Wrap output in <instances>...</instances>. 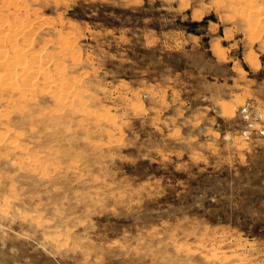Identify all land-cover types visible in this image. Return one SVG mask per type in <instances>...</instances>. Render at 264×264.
<instances>
[{
	"label": "rangeland",
	"instance_id": "374dc122",
	"mask_svg": "<svg viewBox=\"0 0 264 264\" xmlns=\"http://www.w3.org/2000/svg\"><path fill=\"white\" fill-rule=\"evenodd\" d=\"M263 9L0 0V264H264Z\"/></svg>",
	"mask_w": 264,
	"mask_h": 264
},
{
	"label": "bare ground",
	"instance_id": "6f19581e",
	"mask_svg": "<svg viewBox=\"0 0 264 264\" xmlns=\"http://www.w3.org/2000/svg\"><path fill=\"white\" fill-rule=\"evenodd\" d=\"M15 3H16V2H15ZM263 10H264V9H263ZM259 11H260V9H259ZM255 12H256V11H255ZM262 12H263V11H262ZM260 13H261V12H260ZM253 15H255V14H253ZM253 15H252V16H253ZM257 15H258V14H257ZM10 28H12V27L10 26ZM15 29H16V28H15ZM8 30H9V29H8ZM10 30L13 31V28L10 29ZM6 32H7V31H6ZM14 32H15V31H14ZM1 33H2V32H1ZM1 33H0V34H1ZM4 33H5V32H4ZM4 33H3V34H4ZM7 33H8V32H7ZM9 33H10V31H9ZM9 33H8V34H9ZM5 34H6V33H5ZM10 35H11V34H10ZM1 37H2V34H1ZM5 37H6V36H5ZM5 37H3V38H5ZM6 38H7V37H6ZM8 40H9L8 42L11 43L10 39H8ZM1 41H2V40H1V38H0V42H1ZM3 41H4V40H3ZM5 41H7V40H5ZM5 41H4V42H5ZM1 43H2V42H1ZM10 43H9V44H10ZM12 45H13V44H12ZM14 45L16 46V44H14ZM16 47H17V46H16ZM0 48H1V47H0ZM10 48H11V47H10ZM18 49L21 50L20 48H18ZM18 49H16V50L18 51ZM16 50H15V47H14V50H13V51L16 52ZM0 51H1V50H0ZM3 51H4V50H3ZM11 52H12V51H10V53H11ZM5 53H6V52H5ZM17 53H19V52H17ZM17 53H16V54L14 53L15 56L18 55ZM0 54H1V53H0ZM3 54H4V52H3ZM3 54H2V55H3ZM19 54H20V53H19ZM33 54H34V53H33ZM11 55H12V53H11ZM28 55H29V54H27V56H28ZM36 55H37V54H36ZM20 56H21V54H20ZM11 57H12V56H11ZM37 57H40V54H39L38 56H36V58H37ZM3 58H5V56H4ZM41 58H42V57H41ZM1 59H2V57H1ZM1 59H0V60H1ZM33 59H34V57H33ZM33 59L31 58V60H33ZM37 59H38V58H37ZM37 59H36L35 62H37ZM17 60H18V57H17ZM20 61H21V60H20ZM33 61H34V60H33ZM33 61H32V63H34ZM40 61H41V60H40ZM42 61H43V60H42ZM18 63H19V62H18ZM41 63H42V62H41ZM11 64H12V62H11ZM16 64H17V63H16ZM16 64H13V66L16 65ZM19 65H22V64H19ZM23 65H24V64H23ZM33 65H34V64H33ZM35 65L38 67L39 63H38V64H35ZM41 66H42V65H40V68H41ZM14 67H15V66H14ZM14 67L11 66V68H14ZM34 67H35V66H34ZM42 67H43V66H42ZM45 67H46V66H45ZM8 68H9V67H8ZM15 68H16V67H15ZM21 68H22V67H21ZM25 68H26V65H25ZM35 68H36V67H35ZM57 68H58V67H57ZM7 70H8V69H7ZM18 70H19V69H18ZM18 70H17V71H18ZM22 70H25V69H22ZM27 70H28V69L26 68L25 71H27ZM41 70H42V68H41ZM44 70H45V69H43L42 71H44ZM11 71H13V70L11 69ZM19 71H21V70H19ZM23 72H24V71H23ZM37 72H38V71H37ZM45 72H46V70H45L42 74H44ZM18 73H20V72H18ZM12 74L15 75V74H14V71H13ZM39 74H40V73H39ZM42 74H41V75H42ZM45 74H46V73H45ZM9 75H10V74H9ZM3 76H4V75H3ZM5 76H6V75H5ZM10 76H11V75H10ZM6 77H7V76H6ZM8 77H9V76H8ZM46 77H47V76H46ZM4 78H5V77H3V80H4ZM11 78L13 79V76L10 77V79H11ZM14 78H15V77H14ZM49 78H50V77H49ZM49 78H48V81H49ZM8 79H9V78H8ZM12 79H11V80H12ZM45 79H46V78H45ZM51 79H52V78H51ZM3 80H2V81H3ZM11 80H10V82H11ZM13 80H14V79H13ZM51 81H53V80H51ZM58 81L61 82V79L58 80ZM6 82H8V81H6ZM6 82H5V83H6ZM11 83H12V85H13V82H11ZM14 83H15V82H14ZM48 83H49V82H48ZM52 83H55V82H52ZM57 83H58V82H57ZM6 84H7L9 87H11L8 83H6ZM6 84H5V85H6ZM7 85H6V87H7ZM49 85H50V84H49ZM49 85H47V86L49 87ZM52 85H53V84H52ZM54 85H55V84H54ZM59 85H60V84H59ZM62 85L64 86L65 84L62 83ZM29 86L31 87L30 84H29ZM9 87H8V89H9ZM13 87L15 88V86H13ZM26 88H27V84H26ZM53 88H54V87H53ZM10 89H11V88H10ZM12 89H13V88H12ZM12 89H11V90H12ZM57 89H58V88H57ZM60 89H61V88H60ZM60 89H59V90H60ZM13 90H14V89H13ZM63 91H64V90H63ZM65 92H66V91H65ZM61 93H62V92H61ZM66 93H68V92H66ZM59 95H60V94H59ZM63 95H64V94H63ZM68 95H69V94H68ZM68 95H67V96H68ZM62 97H63V96H62ZM68 97L70 98V96H68ZM63 98L65 99V97H63ZM68 100L70 101V99H68ZM63 102H64V101H63ZM64 103H65V102H64Z\"/></svg>",
	"mask_w": 264,
	"mask_h": 264
}]
</instances>
